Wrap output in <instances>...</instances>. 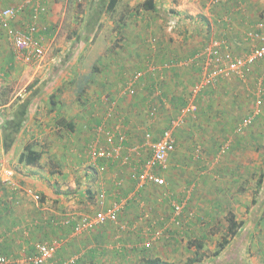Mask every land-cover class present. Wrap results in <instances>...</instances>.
<instances>
[{
	"label": "crops",
	"instance_id": "obj_1",
	"mask_svg": "<svg viewBox=\"0 0 264 264\" xmlns=\"http://www.w3.org/2000/svg\"><path fill=\"white\" fill-rule=\"evenodd\" d=\"M26 1L0 0L3 8L23 7L12 23L15 28L24 30L34 22L33 8L41 3L47 11L35 21L43 28L40 36L46 49H51L65 22L78 40L59 42L55 53L77 51L65 62L61 56L55 59L59 63L52 77L49 72L40 76L37 67L27 89H22L30 66L16 59L0 26V257L8 264H33L29 259L36 244L46 243L56 245V252L44 264H147L155 259L180 264L193 251L189 243L222 240L227 215L233 212L243 227L221 257L206 264H253L247 258L250 243L264 242V121L258 118L242 134L235 130L259 104L264 64L245 81L223 80L196 99L199 118L175 131L176 150L161 173L174 194L170 201L160 200L166 188H137L130 169L115 161L101 160L106 170L98 171L90 165L87 145L106 121L104 94L116 102V115L108 126L124 121L119 113L130 115L128 124L133 127L124 125L126 147L142 144L149 132L160 138L199 80V68L186 61L211 39L228 41L238 54L247 52L246 34L258 24L264 28V0H223L214 7L206 0H118L111 12V0H83L79 24L78 12L69 11L73 0H32L31 6ZM106 32L111 36L104 45ZM152 39L157 40L156 50ZM97 54L94 73L77 75L80 62ZM151 63L168 68L147 75L137 96L145 94L132 98H142L146 110L133 111L134 105L120 111L122 100H132L122 94L130 76ZM151 107L156 114H150ZM260 107L264 113V95ZM228 141L232 150L220 155ZM32 151L39 155L36 163H21L22 155ZM102 192L107 194L105 206L99 201ZM139 197L144 199L141 204ZM116 201H124L116 223L75 233L76 221ZM173 201L189 205L182 216L173 217ZM144 204L149 206L143 208ZM147 213L153 218L144 219ZM68 219L75 220L67 223ZM160 228H166L163 238L146 247L150 233ZM260 257L264 261V250Z\"/></svg>",
	"mask_w": 264,
	"mask_h": 264
},
{
	"label": "built area",
	"instance_id": "obj_2",
	"mask_svg": "<svg viewBox=\"0 0 264 264\" xmlns=\"http://www.w3.org/2000/svg\"><path fill=\"white\" fill-rule=\"evenodd\" d=\"M190 1V0H189ZM221 0H206L207 5H216ZM26 5L31 6L32 0H27ZM23 10V7L0 8V26L6 32L7 39L15 53L16 59L24 64L32 65L44 60L47 49L40 36L43 31L36 18L47 11V8L38 3L33 8L34 22L24 30L13 26V21ZM248 41V51L243 55L237 54L228 41L222 39H211L210 42L200 49L191 59L186 61L189 65L199 68L200 76L197 83L191 90L192 99L183 106L179 113L170 121L169 127L165 129L160 138L155 139L152 133H146L142 144L126 147L127 130L121 123L110 127L107 121L116 115V102L109 95H103L101 102L106 106V121L98 128V137L91 141L88 146V157L90 165L100 172L106 170L101 166V160H112L121 166L130 169V178L142 188L145 186H156L163 188L166 180L161 175L162 171L168 168L170 155L176 150L175 131L183 126L188 120H198V106L196 99L204 91L216 87L223 80L238 78L245 81L252 72V68L264 61V28L258 24L254 29L246 34ZM151 48H157V40L152 39ZM168 68V66H164ZM164 67L156 64H149L145 71H135L128 80L122 94L127 98L137 96L139 85L146 79L147 75L153 76L162 71ZM161 96L160 88L156 89ZM264 95V88L260 86L257 90L258 105L252 114L243 118L236 127L235 132L242 134L250 128L254 122L261 118L264 121V113L260 107L261 99ZM150 114H156L154 108L150 109ZM231 142L228 141L221 147L220 152L226 153ZM107 194L102 192L99 195L101 206H105ZM39 197H37L38 199ZM124 201L114 202L110 208L98 211L93 216H83L74 224V231L77 234L89 232L107 222L116 223L123 209ZM174 217L180 216L184 212L185 201L172 203ZM150 219V214H146ZM75 219H68L67 223H72ZM166 228H160L150 233L146 247H151L153 241L163 238ZM35 254L29 259L33 264H44L52 259L56 252V245L38 243L35 246ZM8 259L0 257V264H8Z\"/></svg>",
	"mask_w": 264,
	"mask_h": 264
},
{
	"label": "rangeland",
	"instance_id": "obj_3",
	"mask_svg": "<svg viewBox=\"0 0 264 264\" xmlns=\"http://www.w3.org/2000/svg\"><path fill=\"white\" fill-rule=\"evenodd\" d=\"M222 1L223 0H221L218 4H216V5H208V7H214V6H220L221 5V3H222ZM82 2H83V0H82ZM84 4H85V2H83V3H80V2H77V0H73V2H70V9H69V11L71 12V13H73L74 11L75 12H78V17L77 18H75V22L77 23V24H79V22H80V15L81 14H83V12H84ZM4 7V6H3ZM3 7H0V8H3ZM63 10V9H62ZM105 10H106V8H105ZM64 11V10H63ZM69 12V19L71 18V16H72V14ZM264 13V4L262 5V7H261V14H263ZM63 27L61 28V30H60V33H59V35L57 36V38H56V40H55V42L53 43V44H51V49H49V51L47 50V52H46V55H45V58H44V60L43 61H41L40 63H35V64H32L33 66H31V65H29L30 66V68L28 69L29 71L28 72H26L25 73V76H24V87H21L22 89L23 88H25V89H27V87H25L26 86V84H27V82H29V81H31V78H32V76H33V74H34V72H35V69L37 68V67H39L40 66V68H39V71H41V74H39L40 76L41 75H45V74H47L48 72L49 73H51V77L53 76V73H54V69H53V66L54 65H56V64H58L59 62H55L56 60L55 59H57V57L58 58H61V62H65L66 60H67V58H69V59H71L72 57H73V54H74V52H76L77 50L75 49L74 51H71V52H69L70 54H62V55H57V53H55V50L56 49H59V48H57V46L56 45H58V43L59 42H64V41H66V40H71V42H77V40H78V36L77 35H75L74 33H71V31H70V25L68 24V26H65V22L63 23ZM58 26L59 27H61L62 25H60V24H58ZM69 27V28H68ZM67 28V29H66ZM109 32H110V30H109ZM107 33V32H106ZM100 36V33L99 34H97V36L95 37V42L97 41V38ZM102 36V35H101ZM110 36H111V33H107V34H105L104 35V38L102 39V37H101V39H102V42H104L103 44L104 45H106V43L105 42H107L109 39H110ZM75 38V39H74ZM85 39V35L82 37V40H84ZM101 39H100V41H101ZM79 40H81V39H79ZM210 42V40L209 41H206V43L204 44V46L205 45H207L208 43ZM203 46V47H204ZM202 47V48H203ZM201 48V49H202ZM248 48H249V46H248ZM247 48V49H248ZM61 50H62V48H61ZM57 51V50H56ZM94 53V52H93ZM102 53V52H101ZM237 53V52H236ZM238 54V53H237ZM244 54V53H243ZM243 54H239V55H243ZM94 55V54H93ZM61 56V57H60ZM98 54L95 56V59H91L90 61H87L85 58L80 62V66H79V69L76 71V73H77V75L78 74H86V73H89L88 71H90L91 73H94V67H96L97 66V61H95L97 58H98ZM193 56V55H192ZM192 56H190V57H192ZM189 57V58H190ZM50 61H51V65L49 64L50 63ZM262 64H264L263 62H262ZM261 63H259V64H256L253 68H252V70H254V68L257 66V65H262ZM25 65H27V64H25ZM58 67V66H57ZM51 68V69H50ZM24 70V69H23ZM125 72H127V71H125ZM200 76V75H199ZM39 76H37L36 78H38ZM35 78V79H36ZM35 81V80H34ZM33 81V82H34ZM32 82V83H33ZM29 89V88H28ZM140 93L141 94H145L144 93V91H142V92H139V95H140ZM104 95H106V94H104ZM138 95V96H139ZM190 95V94H189ZM189 95L187 96V99L186 100H188V98H189ZM137 96V97H138ZM139 99H141V100H136V98L135 99H132L131 101H128V100H122L123 102L122 103H120V105H119V108H120V111H126L127 109H129L130 107H132L133 108V106L134 105H136L135 107H136V109H134L133 111H138V109H144V110H146V108H147V105H146V102L145 101H142V98H139ZM191 99H192V96L190 97V99H189V102L191 101ZM188 102V103H189ZM151 108H153V107H151ZM150 108V109H151ZM156 108V107H155ZM181 109V108H180ZM179 109V110H180ZM156 110V109H155ZM179 110H178V113H179ZM156 113H157V111H156ZM118 115V114H117ZM119 117H121V119L122 120H124V121H121L122 122V124L123 125H125L126 127L127 126H130L129 124H128V117H130V115H126V113H119ZM198 118H199V115H198ZM127 120V121H126ZM195 121H197V120H195ZM185 125V124H184ZM132 126V125H131ZM133 127V126H132ZM142 132V131H141ZM91 143V142H90ZM89 143V144H90ZM89 144L87 145V146H89ZM224 145H225V143H224ZM222 147V146H221ZM221 147H220V150H221ZM202 150V149H201ZM220 150H219V154L220 155H225V154H228L231 150H232V142H231V145H230V148H229V150H227L226 151V153H221L220 152ZM202 152H203V150H202ZM87 154H88V147H87ZM201 155V151L199 152V153H196V155ZM171 156V155H170ZM198 157V156H197ZM170 159V158H169ZM197 160H198V158H197ZM168 168H169V163H168ZM167 168V169H168ZM166 169V170H167ZM166 180V179H165ZM257 181H258V179H256V182H255V185H256V183H257ZM259 182V181H258ZM166 186H167V181H166ZM166 186L165 187H163V188H166ZM137 188H139L138 186H137ZM167 189V190H166ZM166 189H162L163 190V192H164V194L161 196V198H160V200L161 199H167L168 201H170L169 199L170 198H172L173 199V195H172V193L171 192H169L170 190L168 189V188H166ZM161 191V190H160ZM171 193V194H170ZM126 198V197H125ZM139 204H141V203H143L144 202V199H143V197H139ZM165 202H166V200H165ZM186 202V201H185ZM172 203V202H171ZM171 203H169L170 204V206L172 207V204ZM168 204V203H167ZM143 206V205H142ZM149 205L148 204H144V207L143 208H146V207H148ZM169 206V205H168ZM189 206V205H188ZM188 206H186L184 209L186 210V209H188ZM172 210H173V208H172ZM150 214V213H149ZM152 214V213H151ZM149 215L151 218H153L152 217V215ZM183 214V213H182ZM182 214L180 215V216H182ZM93 215H95V214H87V215H85V216H93ZM147 215H143V218L144 219H147V217H146ZM180 216H178V217H180ZM201 216V215H200ZM173 217H174V213H173ZM190 217V219L193 217V215L191 214V216H189ZM150 218V219H151ZM174 218H177V217H174ZM148 220V219H147ZM261 227H262V225H261ZM264 230V228L262 227L261 228V231H263ZM221 241V240H220ZM220 241H215V240H211V241H207V242H204V249H203V252H205L206 253V255H207V257H206V260H205V263L204 264H206L207 262H209L210 261V258L212 259L213 258V255H214V252H215V250L217 249V245H218V243L220 242ZM189 246H190V243H189ZM192 248H193V251L192 252H187V254H189L190 255V257H194V254H195V252H196V248L194 247V246H191ZM249 251H247V258L253 263V264H264V261H263V259H262V257H260L261 256V251L262 250H264V242H261V241H255V242H252V243H250V246H249ZM186 254V255H187ZM260 255V256H259ZM54 257V256H53ZM189 257V258H190ZM189 258H187V259H185V260H181V263L180 264H186V262H187V260L189 259ZM53 259V258H52Z\"/></svg>",
	"mask_w": 264,
	"mask_h": 264
},
{
	"label": "trees",
	"instance_id": "obj_4",
	"mask_svg": "<svg viewBox=\"0 0 264 264\" xmlns=\"http://www.w3.org/2000/svg\"><path fill=\"white\" fill-rule=\"evenodd\" d=\"M118 0H111L108 6V11L111 12L114 10ZM39 158V155L35 152H29L28 155H22L20 158L21 163H26V164H35L37 159ZM227 222H228V227H227V234L226 236L218 243L217 249L214 252L213 258L218 259L221 257V255L224 253V251L232 244L233 240L237 237L239 230L243 227V222H240L237 220L236 215L233 212H230L227 215ZM191 246H194L196 248V252L194 254V257H190L186 264H201L205 262L206 260V253L203 252L204 249V242L202 241H193L190 243ZM242 246V245H241ZM238 250H240V245L238 247ZM235 256L232 257V260L236 261ZM147 264H172V263H163L159 259L155 260H150L148 261ZM237 264L239 262L237 261Z\"/></svg>",
	"mask_w": 264,
	"mask_h": 264
}]
</instances>
